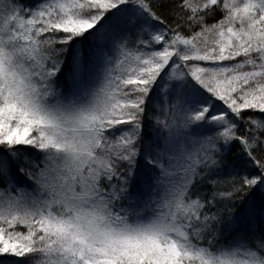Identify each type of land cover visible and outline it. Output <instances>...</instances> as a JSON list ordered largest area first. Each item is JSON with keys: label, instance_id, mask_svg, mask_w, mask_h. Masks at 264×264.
I'll use <instances>...</instances> for the list:
<instances>
[{"label": "snow or ice", "instance_id": "snow-or-ice-1", "mask_svg": "<svg viewBox=\"0 0 264 264\" xmlns=\"http://www.w3.org/2000/svg\"><path fill=\"white\" fill-rule=\"evenodd\" d=\"M0 264H264V0H0Z\"/></svg>", "mask_w": 264, "mask_h": 264}]
</instances>
